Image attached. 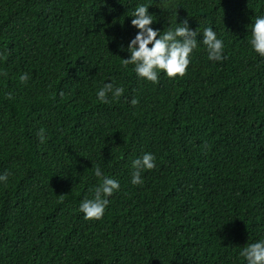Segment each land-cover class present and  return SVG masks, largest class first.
Returning a JSON list of instances; mask_svg holds the SVG:
<instances>
[{
	"label": "trees",
	"instance_id": "obj_1",
	"mask_svg": "<svg viewBox=\"0 0 264 264\" xmlns=\"http://www.w3.org/2000/svg\"><path fill=\"white\" fill-rule=\"evenodd\" d=\"M137 3L164 31L212 26L225 58L201 44L184 76L138 78L122 64ZM260 14L264 0H0V264H246L264 238ZM109 81L124 93L103 103ZM145 152L156 167L132 185ZM97 165L120 189L86 220Z\"/></svg>",
	"mask_w": 264,
	"mask_h": 264
},
{
	"label": "clouds",
	"instance_id": "obj_2",
	"mask_svg": "<svg viewBox=\"0 0 264 264\" xmlns=\"http://www.w3.org/2000/svg\"><path fill=\"white\" fill-rule=\"evenodd\" d=\"M149 4L137 3L131 12L130 24L135 34L127 43L128 57L122 59L123 66L133 65V71L138 78L157 83L161 71L169 78L182 77L188 70L194 50L199 45L205 46L209 61H221L225 58V44L218 38L217 32L212 26L203 27L202 36L200 30L189 26V19L171 23L166 31L154 27L156 21L153 13L149 11ZM198 37H200L198 39ZM251 50L264 57V14L256 15L251 21V36L248 40ZM0 53V59L3 58ZM0 75L6 76L7 72L0 70ZM30 76L27 72L19 75V81L26 84ZM124 93L122 86L112 82H105L96 92V97L103 103H108L110 98H119ZM138 100L133 98L132 105ZM39 139L44 143L47 137L45 130L39 132ZM132 185H142L144 178L142 172L156 167V157L151 152H145L132 162ZM9 173L0 174V183H6ZM95 176L101 182L94 188L91 198H85L79 203V211L86 220H100L105 213L110 201L108 197L120 189V181L112 176L104 175L99 165L95 168ZM239 255L244 258L246 264H264V238L242 247Z\"/></svg>",
	"mask_w": 264,
	"mask_h": 264
}]
</instances>
